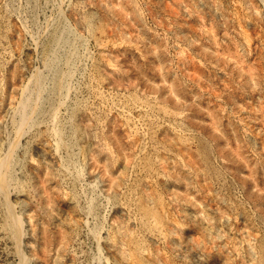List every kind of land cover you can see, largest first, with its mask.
Masks as SVG:
<instances>
[{
	"label": "rangeland",
	"instance_id": "374dc122",
	"mask_svg": "<svg viewBox=\"0 0 264 264\" xmlns=\"http://www.w3.org/2000/svg\"><path fill=\"white\" fill-rule=\"evenodd\" d=\"M14 1L28 29L0 0V141L40 65L28 32L41 35L43 25L32 20L38 24L44 12L53 18L62 2L84 37L80 60L93 72L72 73V88L83 81L92 89L78 84L86 91L72 111L67 168L38 125L40 114L32 136L20 141L13 175L21 191L4 199L22 228L15 241L0 234V264H127L121 252L87 239L84 210L93 201L104 232L117 219L113 207L124 206L116 202L125 188L165 223L166 238L145 241L144 264H264V1L39 0L27 10ZM96 87L117 93L115 102L129 99L122 106L143 101L161 114L142 127L134 123L143 111L125 123L109 103L91 104L87 94ZM84 142L101 153L92 158ZM101 195L109 202L100 203ZM126 217L123 234L138 229Z\"/></svg>",
	"mask_w": 264,
	"mask_h": 264
},
{
	"label": "bare ground",
	"instance_id": "6f19581e",
	"mask_svg": "<svg viewBox=\"0 0 264 264\" xmlns=\"http://www.w3.org/2000/svg\"><path fill=\"white\" fill-rule=\"evenodd\" d=\"M23 1L22 2L25 4L24 8H25V10H27L28 7H31V5H33V4L34 5L32 7L38 5L39 0H23ZM45 1H47L46 2L47 4H50L51 1H54V0H45ZM48 1H49V3H48ZM262 1H264V0H262ZM15 3L16 2L14 0H9L7 6L10 8L9 12L13 11V12H17V14H18V12L19 13L22 12L21 9H23V8L20 7L19 4L15 5ZM18 3H19V1H18ZM65 4H66V1H65ZM42 5H44V4H42ZM62 5H64V4L62 2H59V5H58L59 7L57 10L58 13H56L57 15L54 16L53 18H51V16L49 15L50 13L47 15L44 12V15H42L43 20L40 19L38 24H36L37 22L35 23V21H33V20L31 21L32 25L34 24L33 27H35V28L37 27L39 29L40 28L39 24L41 27L43 25L41 35L39 34L40 31L38 32L35 29H34L35 31L31 30V32H28L29 34L31 33V38L33 37V39H31L32 42L33 41L35 42V45H36L35 47L37 48V49L36 48L35 49H36L37 54H38L37 59L39 60L40 65H39V67H35L36 68L35 71H33L30 74L31 76L28 79L26 86L24 88H22L23 91L21 92V96L19 95L20 98L18 97L20 100H19V102H17L16 107L13 106L14 109L11 108L12 111L10 114V121H9L10 122L9 124L11 125V127L9 126L10 130L7 131L8 134L6 135V133H7L6 132L4 135L5 138L3 136V138H1L2 140L0 141V234H2L4 238L5 237H6V239L8 238L10 241L12 239L14 240L15 234L18 235L16 232L20 231V228H22L19 214H16V212L13 211L14 207L12 206V208H13L12 209L11 206L8 205L4 199L5 195L7 193L8 194L11 193L13 196L18 197L20 194V191H21V189L20 190L18 189L19 183H18L17 177L13 175L14 166H15L16 162H18V161H16L17 153L19 150L18 148L22 145V144L20 145V141L23 139L25 141H28V137L32 136L31 135V131H32L31 129L34 127L33 121L36 119L37 115L40 114L38 116V120L40 119L38 121V125L42 124V126L44 128L43 130L46 133V135L51 137V139L53 138V144H54L53 147H55L56 152H59V154L57 156L60 157L63 167L67 168V164H68V162H70L71 159L67 160V157H64L65 154L63 152V149H68L69 146L71 147L73 144L72 143L73 141H71V139L74 137L75 131L72 130L71 135L69 134L70 133L69 132L70 125H72V122H73L72 121V111H73L75 103H77L78 100H81L82 97L84 99V96H82L83 95L82 93H85L84 91H86V90L83 91V89H81V88H83V86L82 87H81V85L78 86L80 81L79 82L77 81L74 83V85H77V87H74V86H73V88L71 87L73 85L72 73L74 71H77V72L79 71L78 72V74H80L79 76H83L87 70L88 71L90 70V72H93V71H91L90 68L88 69L85 67V65H86L85 62L81 61L82 60L81 55H83V54H82V51L80 50V48L83 46L82 39L84 37H82L83 36L82 33H80V31H78L79 29L76 30L75 26H73L72 24H70L66 20V18L64 17V12L62 10L63 9ZM68 5H70V4H68ZM50 9H52V8H50ZM30 10H29V12H31ZM22 13H21V15L18 14L19 15L18 17L21 18L20 20H22L23 24L22 23L21 24L25 28L27 27V29H28V26L25 23L27 18L24 17L25 14H24V16H22ZM37 14H38L37 12L34 13L35 16ZM50 19H52V20H50ZM29 20H30V18H29ZM87 23H89V22H87ZM88 25H86L87 28H88ZM80 58H81V60H80ZM106 61H107V59H106ZM110 63L108 62L107 67L109 66ZM78 66H79V68H78ZM32 69H34V68H32ZM90 72H89V75L87 73L88 76L93 75V73L91 74ZM80 83L83 85H86V83L83 81ZM87 84H90V83H87ZM88 86L86 85V88H88ZM71 89L73 90V92ZM90 89H92V88H88V90H90ZM92 91L93 92L91 94H89V92L87 91L88 92L87 97L88 98L90 97L89 98L90 101L93 102L91 104H94V102H98V101L101 102L100 104H102V103L104 104L105 102L109 103V106H111V108H113V110L115 109L119 113L118 115H121L123 118H125L124 119L125 121L128 119H130V121H131V117L136 118L138 116L137 113L139 112V114H140L143 111L144 113L142 112V114H144V117H143V119L141 118L143 120V122L140 120V117H139V120L141 123L140 122H138V123L133 122L135 126L141 125V127H142V125L144 126V124H145L144 122H146L148 124V122H147L148 120H150V119L153 120V118L155 119L156 117H158V114L160 113V112H158V114H157V111H158L157 108H156L157 111L154 110L155 104L154 105H149V104L147 105L143 101H135L131 105L126 103V105H129L126 108V105L122 106V104H121L122 100H125V99H122V100L119 99L118 100L119 103L117 101L118 98L117 99L115 98L116 102L113 101V97L117 93H113L112 91H109L106 94L103 91H101L99 89V87L97 88V90H92ZM118 95H120V94H118ZM122 96H124V95H122ZM118 97L120 98L121 96H118ZM126 100H125V102H127L129 99L127 101ZM98 103H97V105H98ZM129 103H130V101H129ZM153 103H154V101H153ZM46 106H47V108H46ZM131 112H134V113H131ZM132 114H134L135 116L134 115L132 116ZM163 115H161V116H163ZM164 117H165V115H164ZM167 117H169V116H167ZM167 117H166V119H168ZM166 119L164 118V121ZM125 121H123V123ZM161 121H163V120H161ZM161 121H160V123H161ZM166 121L164 123H167ZM150 122L151 121H149V124H150ZM125 123H127V121ZM129 124H131V123H129ZM67 125H69V127H67ZM138 128H135V129L138 130ZM150 133H151V131H150ZM141 134L147 136V132H145L144 134L143 133H141ZM141 138L143 140V137H141ZM142 140H141V142H142ZM145 140H146V138H145ZM84 143L87 144V142H84ZM141 144H143V142ZM90 145H91V143L89 142L87 144V147L89 146V149H91V153H90V151H89V153L92 156V158H93V155H92L93 153H95L96 156L101 153L100 147L98 149L94 148V150H93ZM74 146L75 145H73V147ZM152 146H153V144H152ZM73 147L71 148V150L73 149ZM141 148L142 147H140V149ZM60 150H62V153ZM141 150H140V152H141ZM65 152H66V150H65ZM137 154H138V152H137ZM94 157H95V155H94ZM134 159H135V156H134ZM94 160H96V158H94ZM140 160H141V158L139 159V163L136 162V164L140 165L138 167V169L141 167L140 169L143 170L144 167L141 165ZM32 161H34V160H32ZM134 163L135 162H133V164ZM136 164L134 166H136ZM140 169L138 170L139 172H140ZM155 169H157V168H155ZM61 171H62V169H61ZM136 172H137V170H136ZM78 184H79V182H78ZM124 190L125 191L122 192L123 193L121 196L122 198H120L119 200L117 199L118 201L116 202L117 205H118V203H121V204H119L121 206L123 203L124 206L122 205L123 206V207L121 206L122 208L119 206L114 208L112 206L114 209L113 212L115 215V216H113V212H112V216H113L112 218L116 217L117 219H119L120 224L117 222L118 220L115 219L111 224H109L107 227L104 228V232H102L103 230L101 231V229H97V227H96L97 213L94 211L95 206H94L93 201L90 200L91 198L89 199L90 201H89L87 207L84 208V210L86 212V216L88 217L87 220L85 219L86 220L85 221L86 233H87L86 237H87V239L89 238L90 240H93L96 243L98 250H99L100 245L105 244L109 247H113L119 253L121 252V254H123L124 257L126 258L127 264H144L143 255H145L146 250L148 248L147 247L148 244H146L145 241L147 239H149V240H154V242H157V241L159 242V241H162L164 238H166V236H167V234L165 232L166 229H164L165 223H163V220L161 219V217L158 216L153 211L152 206H150L147 203H144V204L140 203L138 201V197L136 195L132 196L131 194H129L126 191V188ZM100 194H102V193H100ZM2 197H3L4 201L2 200ZM7 198H9V197H7ZM7 200L9 201V199H7ZM99 201H100V203H104V201H105V204H106V202H109V198L107 196L101 195L99 198ZM9 204H10V202H9ZM16 211H17V209H16ZM125 214L127 216L126 217L127 221L135 223L137 225V226L136 225L135 226L138 227V229L135 231L130 230V233L123 234L124 231L122 229V224H121L122 219L121 218L123 215L125 216ZM170 224H171V221H170ZM172 224H174V223H172ZM132 227H134V226H132ZM21 230H23V229H21ZM21 233H22V231H21ZM15 244H17V243H15ZM19 247L20 246H18V248ZM147 253H148V250H147ZM147 253H146V255H149ZM24 257H26V256H24ZM20 258H21V255H20ZM22 260H23V257H22ZM104 263L105 264H113L111 261H109L107 259H106V262H104Z\"/></svg>",
	"mask_w": 264,
	"mask_h": 264
}]
</instances>
